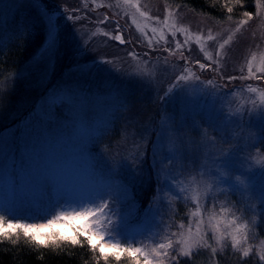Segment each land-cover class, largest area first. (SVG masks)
Masks as SVG:
<instances>
[{
  "label": "rangeland",
  "instance_id": "obj_1",
  "mask_svg": "<svg viewBox=\"0 0 264 264\" xmlns=\"http://www.w3.org/2000/svg\"><path fill=\"white\" fill-rule=\"evenodd\" d=\"M133 11L123 0H0V46L25 25L44 36L28 62L35 79L22 87L26 95L21 106L10 109V116L0 123V209L13 212H0L6 216L5 227L13 217L21 223L45 224L60 211H80L81 205L72 202L94 199L119 184L127 189L128 198L113 201L121 225L110 230L112 242L122 247L164 242L165 236L196 223L191 197L197 188L201 193L205 189L195 169L182 170L179 183L170 188L163 166H153V148L187 150L203 166L199 171L211 168L217 174L219 165L213 161L219 160L221 144L214 145L213 138H227L223 146L230 147L232 155L226 158L229 168L221 169L227 173L225 184L205 178L212 190L208 198L201 197V227L212 242L217 221L221 231L231 232L230 221L239 218V223L249 224L248 244L254 254L243 257L229 239L216 253L200 249L178 262L187 258L193 264H264L258 260L264 251V163H257L264 160V147L258 143L264 139V118L257 120L248 114L254 106L257 115L264 111L259 95L264 81L247 78L246 70L252 53L258 59L264 55V9L256 6L253 18L237 31L243 13L232 19L216 18L168 0H140V12L148 16L137 12L136 20L154 40L163 27L153 23L150 17L154 16L187 29L189 36L206 37L210 30L217 40L203 43L213 54L218 42L233 36L221 61L222 71L246 78L228 82L226 88L216 73L194 65L197 59L206 60L194 37L184 49L193 64L182 62L178 52L173 56L166 49L174 48L175 39L183 43V34L173 38L164 28L169 43L148 46L144 33L132 23ZM49 17L55 20L57 40L45 52ZM105 17L112 19L100 23ZM116 21L131 43L121 45L112 39ZM133 51L137 58L129 54ZM184 69L194 75L176 84L177 74H188ZM210 79L211 85L207 83ZM249 85L257 91L250 92ZM236 177L243 183L237 185ZM182 188L187 191L177 199ZM213 203L216 219L209 223ZM222 207L229 211L221 212ZM99 219L103 224L104 218ZM104 227L108 229L107 224ZM63 230L74 231L71 227ZM10 238L31 239L21 230ZM107 239L97 237L100 243ZM121 258L135 263L127 253Z\"/></svg>",
  "mask_w": 264,
  "mask_h": 264
},
{
  "label": "snow or ice",
  "instance_id": "obj_2",
  "mask_svg": "<svg viewBox=\"0 0 264 264\" xmlns=\"http://www.w3.org/2000/svg\"><path fill=\"white\" fill-rule=\"evenodd\" d=\"M119 3V0H118ZM123 3L132 7L133 12L131 14L132 23L144 33L145 38L147 39L148 46H153L154 44H159L161 41L168 44V37L164 34V28H167L171 33V36L175 38L178 33L183 34L184 40L183 43L180 39L174 40V48L169 47L166 51L169 54L175 56L176 53H179L178 59L182 62H187L193 64L189 60L188 56L185 55L184 49L186 46L190 45L193 37L195 42L200 45V50L204 53L206 60L204 62L201 59L194 61V65H199V70H209L217 74V77L221 80H225L223 87H227V83L237 80L245 79L243 75L235 76L231 74H225L222 71L223 64L221 61L226 57L227 52L226 48L233 41V36L229 34L227 38L223 39L222 42H218L216 45L215 53L206 51L203 41L207 39L208 41H216L217 38L209 33L205 37L204 34H193L189 36L188 30L179 27L175 24L170 25L167 21V18L161 20L159 16L150 17V19L155 24L163 25L159 32V39L154 40L153 36H149L148 33L144 30L143 27L136 20V13L140 12V0H123ZM232 3V0H225L224 7L227 10L228 19H232L231 13L233 8L229 6ZM236 5H242V0H235ZM255 4L258 8L264 9V0H255ZM108 7H111L109 5ZM75 15V13H74ZM140 15L147 17L148 14L145 12H140ZM170 15V14H169ZM253 18V13L245 11L243 13V19L239 20L237 23L236 30L239 31L241 27L247 25L249 21ZM111 17H105L104 20L100 23H106L111 20ZM119 21H116V34L112 36L114 41H119L121 45L131 43V40H126L125 34L120 31ZM56 23L52 17L48 18V48L45 49V52H50L56 45L57 35H56ZM153 34H156L157 28H152ZM108 32H104V36H109ZM134 58H137V53H129ZM148 59L147 54H145V60ZM193 65V66H194ZM246 70L247 78H254L257 81H264V55H261L258 59L255 53L251 54L250 59L246 60ZM187 72V75L177 74L174 77L176 84H179L181 81H187L190 76L194 74L189 69H184ZM241 73L245 71L244 67L240 69ZM195 79L199 80V76H195ZM209 85L212 84V80H208ZM175 86V85H173ZM250 92H256L257 88L251 87L249 85ZM166 91H171L168 89ZM261 101H264V91L259 93ZM254 103V102H253ZM249 116H257V120L264 118V111H261L258 115L255 109L249 111ZM242 118V117H241ZM222 131V129H221ZM220 143L221 147L218 151L219 160L213 161V164L218 163L219 167L217 168V174L213 173L211 168H206L204 171H199L202 165H199L196 159L192 156H189L187 150L184 152L177 151H165L162 147L153 148V166L156 167L157 163L163 166V169L166 172L165 181L171 185L170 188L176 187L179 183V176L182 175V170H196V175L201 178V181L204 183V193H201L199 188L195 190V195L191 197L195 201L196 211L192 213L194 217H198L196 223L190 224L186 230L179 231L176 233H171L170 235L165 236L164 242H156L150 247H146L143 244L139 247L128 246L122 247L119 243L112 242V235L110 230L116 229L121 225V217H117V213L113 210L115 200H120L124 202L127 200V189L121 188L119 184H116L115 187L107 189L103 194H97L94 199L83 200L80 202H72L80 204L82 210L80 211H60L58 214L54 215L51 219L45 224H31V223H21L18 219L13 217V219H7V226L5 227L6 216L0 215V237H10L12 233H16L17 230H21L25 237H30L31 241L38 245H54L61 241H70L72 245H79L83 241H86L89 247L93 250H98L99 257H102L105 262L108 261L110 256H114L119 259L124 253H127L135 261V264H177L181 257H189L193 255L194 252L200 249H210L212 253H216L218 248L225 246V242L230 239L231 246L236 248L237 251H242L243 257H249L251 254H254V247L248 244L250 239V228L248 223H239V218H233L230 221L232 225L231 232L227 230L221 231L219 227V221L216 222L212 231L215 232V236L212 242H209L208 232L201 227L203 223V215L201 213V197L204 196L208 198L207 194L212 190V184L208 183L205 179L206 177H211L213 180L223 183L224 177L227 175L226 172L221 169H227L228 162L227 157L232 155L231 149L225 148L223 145L228 143L227 138L222 141H216L213 138V144ZM260 146L264 147V139L260 138ZM153 144H157V141H154ZM259 151V148H257ZM177 162H179V168H176ZM257 163H264V160H257ZM159 175V170L157 172ZM237 185L242 184L240 177H236ZM193 182L195 177H193ZM233 189V188H232ZM187 189H180V195L177 199L183 198V193ZM214 201L215 197H211ZM85 203H91L94 207H83ZM261 203H264V196H261ZM59 205V204H58ZM215 204L213 203V212L209 215V223L216 219L214 213ZM7 211L9 215L13 212L9 211L7 208L0 209V212ZM150 212H152L151 206L149 207ZM228 209L221 208V212H227ZM100 217L104 218V223H101ZM15 221V222H14ZM63 221L64 224L61 225L58 222ZM84 221V223H81ZM104 224L108 225V229L104 227ZM71 227L74 229L71 234L64 231V228ZM180 229H185L183 224L179 225ZM108 236L106 243H100L99 241H104L105 237ZM99 237V241L97 240ZM175 237V239H173ZM213 243L216 247H213ZM99 257L97 258L96 264H99ZM258 260L264 262V251H261Z\"/></svg>",
  "mask_w": 264,
  "mask_h": 264
},
{
  "label": "trees",
  "instance_id": "obj_3",
  "mask_svg": "<svg viewBox=\"0 0 264 264\" xmlns=\"http://www.w3.org/2000/svg\"><path fill=\"white\" fill-rule=\"evenodd\" d=\"M187 5L196 11L216 18L228 17L225 0H168ZM233 8L231 16L245 11L253 12L255 0H242L236 5L235 0L229 4ZM15 30L12 38L0 46V123L10 116V109L20 107L26 91L22 88L35 79V72L30 71L28 64L43 42V33H36L24 27ZM23 97V98H20ZM24 102V101H23ZM25 103V102H24ZM9 112V115L7 116ZM99 252L89 247L86 241L72 245L70 241L57 244L38 245L31 239H13L0 237V264H96ZM184 258L177 264H193ZM130 261V260H129ZM99 264H135L126 259L110 256L105 262L99 257Z\"/></svg>",
  "mask_w": 264,
  "mask_h": 264
}]
</instances>
